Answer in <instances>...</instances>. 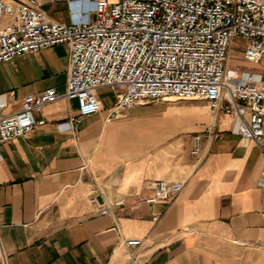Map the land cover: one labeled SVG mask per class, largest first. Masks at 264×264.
Returning a JSON list of instances; mask_svg holds the SVG:
<instances>
[{
  "label": "crops",
  "instance_id": "1",
  "mask_svg": "<svg viewBox=\"0 0 264 264\" xmlns=\"http://www.w3.org/2000/svg\"><path fill=\"white\" fill-rule=\"evenodd\" d=\"M38 1L50 20L71 21L74 0ZM67 66L64 43L0 63L2 113L32 92L64 93ZM96 92L101 110L75 130L62 122L77 104L60 97L25 136L0 142V264H264V156L232 133L233 117L181 99L113 117L115 92ZM155 179L184 186L171 201L137 202Z\"/></svg>",
  "mask_w": 264,
  "mask_h": 264
},
{
  "label": "built area",
  "instance_id": "2",
  "mask_svg": "<svg viewBox=\"0 0 264 264\" xmlns=\"http://www.w3.org/2000/svg\"><path fill=\"white\" fill-rule=\"evenodd\" d=\"M71 3V21L65 23L50 20L38 0H0V63L56 44L68 46L64 93L55 87L29 93L17 111L7 114L2 113L6 98L0 94V142L25 136L43 122L35 120L34 112L60 97L77 104L76 112L62 122L75 130L101 110L96 91L108 88L116 97L113 117L167 97L205 101L213 114L232 116V133L253 142L264 156V79L250 66L230 64L234 47L246 64L261 62L264 0ZM202 137L192 135L191 154L201 151ZM183 186L180 180H152L151 195L137 202L171 201ZM125 244L137 246L140 240L126 239Z\"/></svg>",
  "mask_w": 264,
  "mask_h": 264
},
{
  "label": "rangeland",
  "instance_id": "3",
  "mask_svg": "<svg viewBox=\"0 0 264 264\" xmlns=\"http://www.w3.org/2000/svg\"><path fill=\"white\" fill-rule=\"evenodd\" d=\"M239 51L234 48V49H231V52H230V56L232 58L231 60V64H236V63H240V61L237 60V58H239ZM244 65V64H243ZM250 67H252L254 70L256 71H260V72H263V76H264V60H262L260 63L258 64H253V65H250ZM112 97H110V101L112 100L111 98L114 97V93L111 94ZM175 98H168V99H164V100H168V101H171V100H174ZM157 101H163V100H157ZM185 102H194V101H191V100H177V101H174V103H185ZM201 103L206 104L205 101H201Z\"/></svg>",
  "mask_w": 264,
  "mask_h": 264
},
{
  "label": "water",
  "instance_id": "4",
  "mask_svg": "<svg viewBox=\"0 0 264 264\" xmlns=\"http://www.w3.org/2000/svg\"><path fill=\"white\" fill-rule=\"evenodd\" d=\"M95 194H91L90 198H92ZM98 200H100V197H97Z\"/></svg>",
  "mask_w": 264,
  "mask_h": 264
},
{
  "label": "bare ground",
  "instance_id": "5",
  "mask_svg": "<svg viewBox=\"0 0 264 264\" xmlns=\"http://www.w3.org/2000/svg\"><path fill=\"white\" fill-rule=\"evenodd\" d=\"M168 98H170V97H167V98H165V99H168Z\"/></svg>",
  "mask_w": 264,
  "mask_h": 264
}]
</instances>
